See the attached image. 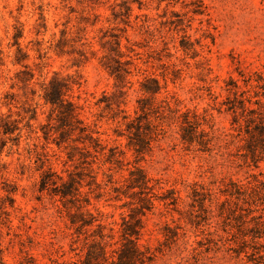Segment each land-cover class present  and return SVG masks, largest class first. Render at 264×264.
Masks as SVG:
<instances>
[{
  "label": "rangeland",
  "instance_id": "obj_1",
  "mask_svg": "<svg viewBox=\"0 0 264 264\" xmlns=\"http://www.w3.org/2000/svg\"><path fill=\"white\" fill-rule=\"evenodd\" d=\"M117 61L128 72L120 79ZM254 72L264 73V0H0V264H83L99 223L119 242L138 204L116 199L113 187L125 186L134 166L155 195L176 198H154L140 215L137 244L152 257L145 264H263L264 158L245 157L229 109L234 80L246 89L243 78ZM54 77L69 80L66 98L106 148L93 161L80 158L74 135L62 147L57 135L43 137L58 125L43 99ZM150 78L163 87L154 98L141 91ZM142 99L204 115L212 149L185 146L178 125L165 122V134L139 155L118 132ZM5 123L12 133H3ZM72 147L80 148L73 161ZM115 148L120 164L106 163ZM47 173L76 176L92 227L79 233L70 223L78 209L65 207L54 187L40 190Z\"/></svg>",
  "mask_w": 264,
  "mask_h": 264
},
{
  "label": "trees",
  "instance_id": "obj_2",
  "mask_svg": "<svg viewBox=\"0 0 264 264\" xmlns=\"http://www.w3.org/2000/svg\"><path fill=\"white\" fill-rule=\"evenodd\" d=\"M115 54L119 56L121 54L120 50H115ZM117 63L119 69L114 68L113 73H116L118 79H120L124 76L123 72H128L126 69H120L122 62L117 61ZM243 81L247 87L246 89H241L237 81L234 80V102H232V106L229 109L234 110V126H236L234 131L238 137L243 138L245 141L243 145L245 157L250 158L254 164H257L264 158V73L254 72L249 77H244ZM43 85V99L45 104L50 105L51 108L49 118L58 122L55 127H44L46 130L43 131V137L48 140L57 135L53 138V141L58 147H62L64 143L71 139L69 137L74 135L73 143L83 146L81 149L84 151H82L80 158L84 159L85 162H88L89 158L93 161L99 155L104 154L106 148L98 136V132H94L77 117L76 104L66 98V93L71 88L69 80L54 77ZM250 88L253 89V95L250 93ZM162 89L160 81L154 78L146 79L141 85V91L150 94L152 98L157 96ZM166 103L165 106L158 105L154 107L151 104H145L143 99L140 100L139 109L135 110V116L124 117V133L118 132V135H126L130 146H133L139 155H143L150 152L152 143L158 141L159 137L165 134L161 123L166 122L169 125H178L179 139L185 146H194L201 152L210 151L214 138L204 129V125L207 123L206 117L189 110L180 113L172 108L168 102ZM152 119L158 123L155 124ZM2 127L4 134H10L14 131L8 123H5ZM71 149L72 151L68 152L67 155L69 160L73 161L76 159L73 153L76 150H80V148L72 147ZM115 150L116 148L110 149L106 163L112 165L120 164L121 161L118 159V153ZM55 177L61 181L60 185ZM94 184L97 188H100L97 182H94ZM81 185V182L73 173H69L68 180H64L63 177L55 173H47L40 181L41 191L49 186L54 187L65 207L78 209L76 213L70 214V223L79 233L86 228L92 227L97 221L96 216L91 212L81 211L83 206L80 204V199H78L79 196H82ZM254 188H258V186ZM113 192L118 194L115 197L116 199L122 194L131 198L134 202L133 204L136 203L138 206L128 214L130 219L123 218L120 243L112 242L114 235L105 233L103 224H97V229L91 235L93 239L87 248L83 264H100V262H109V264H145L152 257L147 252L142 251L137 244V239H139L143 228L140 215H143L145 210L153 208L154 198L163 201L167 205L175 204L176 198L174 196L155 195L154 185L151 184V180L145 171L137 166L129 169V174L125 178V186L121 188L113 187ZM252 212L253 210H251ZM261 218L259 216L252 219L256 222L257 228L263 226L262 221L259 220ZM117 243H119V246L114 248ZM243 243H247L246 238H243ZM236 252L241 253L242 251Z\"/></svg>",
  "mask_w": 264,
  "mask_h": 264
}]
</instances>
